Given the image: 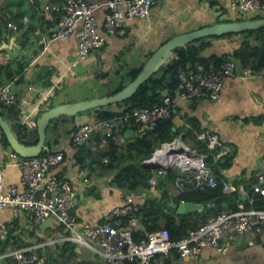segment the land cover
Instances as JSON below:
<instances>
[{
  "label": "crops",
  "instance_id": "1",
  "mask_svg": "<svg viewBox=\"0 0 264 264\" xmlns=\"http://www.w3.org/2000/svg\"><path fill=\"white\" fill-rule=\"evenodd\" d=\"M37 1L40 7L32 9L30 1L23 0L22 7H18L15 14L7 18V24H22L24 28L29 24L30 13L37 15L38 12L44 18L38 24L36 32L28 33V44L21 46L19 34L4 28L6 42L0 46V51H4L6 56L4 59L0 56V64L6 62L4 66H9L17 60L24 67V81L17 83L19 78L8 83L18 97V104L15 106L18 113L6 112L3 116L13 132L18 131L17 127L21 126L31 134L30 142L38 140L36 120L45 110L64 103L112 95L110 93L126 81L130 71L140 67L148 54L155 51L168 37L219 20H233L227 12L229 0L161 1L153 7L146 19L125 23L122 34L107 36L98 53L90 55L84 61H78L75 36L65 41H50L56 22L52 21L51 13L46 12L44 7L51 3L61 5L64 0ZM90 1L102 3L106 0ZM17 15L19 19L15 18ZM104 15V9L96 12L100 32H103ZM239 41V37L211 40V46L202 54L231 53ZM6 47H9L11 53L17 51L13 59H9ZM118 55H121L120 59H117ZM14 69L17 70V66ZM173 114V131L188 127L189 119L195 118L198 128L216 133L231 148V165L222 170L225 184L236 188L235 184L239 183L236 189L243 187L246 191L254 183L257 163L260 158H264V77L244 79L238 72L225 79L216 101H179ZM94 115V112H86L66 122L54 119L47 128L45 142V149L62 153L63 161L54 169V173L72 187L73 212L79 221L91 225L100 224L112 209L128 200L142 204L149 196L160 195L156 189L158 176L155 178V175L149 179L154 178L153 189L148 192L142 188L138 192L137 189V195L131 191L126 194V188L116 185L113 178L120 165L116 164L111 168L107 166L110 163L109 156L101 158L108 146L103 143L101 135H93L90 145L87 144L83 152L72 148L70 133L77 125L91 122ZM125 137L131 142L133 132L127 131ZM186 144L194 147L192 143ZM13 155L14 152L9 147H3L0 141V167L5 184L24 189L18 160H14ZM79 159L84 161L83 169L80 168ZM165 185L171 195H176L173 185ZM11 213L9 209L2 213V219L7 224L12 221ZM19 219L20 230L17 229L13 234L23 242L32 243L36 238L35 231L41 226L43 229H39V233L45 236V240L39 239L32 244L57 239L63 234L53 217L35 219L31 222L32 227L27 226L29 222L26 217ZM57 246L43 248L39 253L43 255V251L49 249L54 258ZM12 250L14 249L8 247L5 253H0V260L9 256ZM166 264H264V236L246 233L237 237L224 255L212 248H204L195 258L175 259Z\"/></svg>",
  "mask_w": 264,
  "mask_h": 264
},
{
  "label": "built area",
  "instance_id": "2",
  "mask_svg": "<svg viewBox=\"0 0 264 264\" xmlns=\"http://www.w3.org/2000/svg\"><path fill=\"white\" fill-rule=\"evenodd\" d=\"M161 1L170 0H106L102 3L90 0H65L62 8L46 5L44 7L46 11L62 10L50 41H65L75 36L77 60L84 61L102 49L107 36L122 34L127 22L146 19L153 7ZM100 9L105 10L102 25L104 33L100 32L96 19V12ZM228 11L237 15V19H244L241 18L243 14L252 11L264 15V0H229ZM254 17L250 15L245 18ZM8 26L12 31H17L16 25ZM238 72L244 79L264 77V67L240 68L235 60L224 61L217 68L213 65L209 70L198 65L195 71L179 73L175 100L165 96L162 104L152 108H138L113 120H93L80 125L72 134L71 146L77 149L93 135L99 134L103 137V143L108 144V139H112L115 146L121 150L127 142L125 135L132 123L146 127V132L152 131L160 121L173 116L179 101L192 99L216 101L225 79ZM17 104L18 98L11 84L0 85V105L12 107ZM197 139L205 143L210 152H216L215 159L231 152V148L210 130L201 131ZM166 144L168 143L156 147L151 158L143 161L142 166L146 163L160 166L151 169L156 171L154 175L157 176L178 170L180 175L172 184L176 194L217 186V177L206 164L207 154L190 148L186 143H181L180 148L177 147V153H165L163 147ZM158 153L163 156L162 159H158L162 163L155 162L157 156L159 158ZM12 158L18 160L17 165L21 170L25 188L6 185L0 169V237L6 238L9 232L8 226L2 222V213L7 209L12 212L14 218L26 217L29 225L35 219L53 217L63 231L61 237L57 239H48L40 244L10 251L8 255L16 264H46V258L43 255L40 257L38 253L43 248L57 246L56 242L60 245L69 241L79 250L85 248L89 252L88 256L97 259L101 264L128 262L164 264L175 259L195 258L204 248H212L224 255L229 245L246 233L264 236V210L240 205L239 210L224 211L210 217L204 224L176 240L170 237L167 228H161L135 241L134 232L141 228L143 220L141 204L128 200L112 209L105 217L104 224H82L73 212L72 187L67 181L59 180L54 173V169L63 161L62 153L47 151L46 154L30 159L18 158L15 155ZM255 181L254 193L264 196V158H260L257 163ZM154 182V178L148 180L150 185ZM224 191L226 193L239 191L243 196H248L243 187L236 189L225 183ZM123 219L126 220L125 224H122Z\"/></svg>",
  "mask_w": 264,
  "mask_h": 264
},
{
  "label": "trees",
  "instance_id": "3",
  "mask_svg": "<svg viewBox=\"0 0 264 264\" xmlns=\"http://www.w3.org/2000/svg\"><path fill=\"white\" fill-rule=\"evenodd\" d=\"M37 2V0L30 1L32 9L40 7V4H38ZM64 3L65 0L61 5H55L51 3L50 6L54 7L55 5L62 8L64 6ZM18 7H22V4L19 3L17 8ZM48 12L51 13L52 21L57 22V19L62 10L56 11L54 9H51L48 10ZM36 13L37 15H32L30 13L31 19L28 26L25 28L22 24L20 25L15 23L17 27V31L15 33L19 34L20 36L21 46H26L28 44V33L36 32L38 24L44 21V18L40 17L38 12ZM262 17H264V15L257 16V18ZM15 18L19 19V16L17 15L15 16ZM257 18L255 17L252 19ZM7 23V20H4L3 23L0 24V46L6 42L5 37L3 36L4 28L10 29ZM23 29L25 30L23 31ZM230 37H239L240 39L242 38L241 41H239V43L237 44L238 46H236V48L231 53H224L221 55H219L218 53H207L205 56L202 54L206 50V48L211 46V40H220L221 38L224 39ZM252 37L256 41L255 45H253L249 41V39ZM168 39H166L165 42ZM122 54L123 53H121V55ZM151 54L152 52L148 54L147 59ZM121 55H118L117 59H120ZM226 59L237 61L240 68L249 67L252 69H259L261 67H264V28L255 31L244 32L241 34H231L225 35L223 37H213L206 38L204 40L202 39L192 41L185 47L175 50L170 62L171 64L161 68L160 71L157 72L158 74H154V76L147 80V82L143 83L135 92L136 94H134L132 97L121 103L111 104L106 108H97L86 112H94L95 115L93 120H113L118 118L119 116L130 113L134 109L151 108L157 106V104L160 105L162 104V99L165 96H170L172 100H175L176 93L174 88L176 87V83L178 82L179 73H188L191 71H195L198 65H202L206 70L211 69L213 65L217 68L222 62L227 61ZM14 62L15 64H11L9 66L0 64V85L8 84L15 81L16 79L18 80L19 78L20 79L17 81V83H22V80L24 81V67H21V64H19L17 60ZM16 66L17 70H15L16 68L14 69V67ZM142 66L143 63L137 69L131 70L127 75L126 81L121 83V85L113 90L110 94L118 92L119 90H121V88L125 87L128 83L133 81L140 72ZM173 95L174 97H172ZM192 100L194 101L196 99ZM15 109V106L6 107L0 105V115L3 116L6 112L9 114H17L18 111ZM82 114H79L77 116H80ZM77 116H61L57 118V120L61 119L65 122L70 120L72 121ZM172 118L173 116L170 119L160 121L157 124L155 130L147 131L142 136V138L138 135V131L142 125L132 123V129L129 128L128 131L131 130L133 132V139L131 142L127 140V142L123 146L124 148L122 147L121 150H119V148L115 146L112 139H108L107 150L101 155V158H103L104 156H109L110 163L107 166L111 168H113L116 164L120 165V169L113 178L116 185L121 188H126L131 192H135L138 188H145L144 191L146 192L151 191L153 189V186L148 183V180L156 173V171L142 166V162L150 159L155 151V148L160 144L170 143L181 134L185 135L186 143L193 144L194 147H192V149L208 155L206 158V164L212 169L213 173L217 177L218 184L214 188H203L199 190H193L191 192L171 195L168 186H166L165 184L172 185L175 179L180 175V172L178 170H172L165 175L158 176L156 189L157 193H159L160 195L159 197H154L153 195V197L149 196L141 204L140 211L143 214V220L141 228L136 229L134 232L135 241H139L142 238L146 237L150 232L159 230L161 228H167L170 237L173 240H176L178 238L186 236L190 230H193L204 224L210 217L217 216L224 211L239 210L240 204H243L246 208L253 207L257 210H264V196L258 193H254L253 190L255 181L250 185V187H247V197L242 196L238 191L228 194H226V192L224 191L225 180L222 175V170L230 167L233 158L232 155L226 154L219 159H215L216 152H210L207 149L206 144L197 139V135L200 133V131H203V129L201 130L200 128H198V122L195 118L189 119V125H187L188 127H182L180 129H176L175 131L172 130L174 126L172 123ZM77 127H80V125H77L72 130V132L70 133L71 137L72 134L78 129ZM17 129L18 131L15 130L14 133L21 142L26 144L36 143L35 141H29V136L31 134H28L26 130L21 126H18ZM90 139L83 146H79L77 148V152H83L84 147L90 143ZM0 141L3 147L10 148L7 139L1 130ZM47 151L51 150L44 149L42 154H46ZM79 162L80 168L83 169L85 166L84 161L82 159H79ZM57 177L61 180L59 175H57ZM235 186L238 187L239 183H236ZM183 201L203 204L205 205V207L200 212L178 215L177 207ZM2 222L5 223L3 219ZM18 222H20L19 218L12 217L11 222H9L8 224L5 223L9 228V232L6 238L2 239L0 237V253H5L8 247L18 249L32 244L31 242L21 241L13 234V232H15L17 229L20 230ZM104 223V220L100 222V224ZM125 223L126 220L123 219L122 224ZM9 225H11L12 227L10 228ZM27 226L32 227V224ZM20 232L22 233V231ZM39 256L42 257V253H39ZM45 262L46 264H50L48 260H45ZM98 262L97 259H94L92 257L87 256L86 259L85 255L80 253V250H78L77 246L69 241L61 243L59 246H57V250L54 256V264H101ZM0 263L16 264V262H14V260L10 256L1 259ZM126 264L139 263L128 262Z\"/></svg>",
  "mask_w": 264,
  "mask_h": 264
},
{
  "label": "water",
  "instance_id": "4",
  "mask_svg": "<svg viewBox=\"0 0 264 264\" xmlns=\"http://www.w3.org/2000/svg\"><path fill=\"white\" fill-rule=\"evenodd\" d=\"M264 28V17L252 19L244 18L241 20H227V21H217L203 27L174 35L170 37L166 42L161 44L151 56L146 60V62L141 67L140 72L136 78L128 83L118 92L105 96V97H96L93 99H87L82 101H75L71 103H64L56 105L52 108L45 110L36 120V131L38 134V140L35 144L29 145L21 142L13 132L11 126L6 121L5 117L0 115V130L5 135L7 142L14 152L20 158H34L42 154L45 149L46 142V131L54 119H57L61 116H77L79 114L85 113L86 111L94 110L97 108H106L111 104L121 103L130 97H132L135 92L140 88V86L149 80L154 74L160 71L161 68L170 64L172 56L175 50L178 48L185 47L192 41H197L206 38L213 37H223L230 34H241L248 31H255ZM13 49V45H9ZM8 51L9 59H13L16 56V52H9V47H6ZM146 133V127H141L138 131L139 137H142ZM184 143L185 136L184 134L179 135L171 143L164 145L163 150L165 153H177V145ZM148 169L160 168L158 165L153 164H144ZM205 205L195 203V202H181L177 207L178 215H186L190 213L200 212L204 209ZM43 229V226L41 228ZM39 229L35 231L36 238L32 240V243H37L39 239L45 240V236L39 233ZM49 249L43 251V256L50 262L54 264V258L51 257ZM81 253L85 254V258L89 252L87 249L82 248Z\"/></svg>",
  "mask_w": 264,
  "mask_h": 264
},
{
  "label": "rangeland",
  "instance_id": "5",
  "mask_svg": "<svg viewBox=\"0 0 264 264\" xmlns=\"http://www.w3.org/2000/svg\"><path fill=\"white\" fill-rule=\"evenodd\" d=\"M23 2V0H0V24L3 23L4 20H7L8 17H12L15 12H16V9H17V6L19 5V3ZM228 12V15L232 18L233 17V20L237 19L236 16L237 15H234L232 14L231 12L227 11ZM253 14V15H252ZM257 14L259 16H263L262 14L263 13H259L258 11H252V12H247V13H244L241 18H245V17H248V16H257ZM246 15V16H245ZM172 37V36H171ZM169 38V37H168ZM242 39V38H241ZM240 39V40H241ZM249 41L255 45L256 44V41L255 39L252 37L249 39ZM0 56L2 59L6 58L5 56V52L4 51H0ZM2 65H6V62H2ZM191 147V146H189ZM157 175H155V178H156ZM143 189V188H142ZM141 190V188H138V192ZM145 190V188L143 189V191ZM126 191V194H128L127 190ZM142 191V192H143ZM141 192V193H142ZM135 195H137V192L134 193ZM56 245H58V242H56Z\"/></svg>",
  "mask_w": 264,
  "mask_h": 264
},
{
  "label": "bare ground",
  "instance_id": "6",
  "mask_svg": "<svg viewBox=\"0 0 264 264\" xmlns=\"http://www.w3.org/2000/svg\"><path fill=\"white\" fill-rule=\"evenodd\" d=\"M253 15V14H252ZM246 16V15H245ZM257 16H259L258 14H257ZM249 17V16H248ZM237 18V17H236ZM255 18V17H254ZM257 18V17H256ZM238 20V19H237ZM232 21V20H231ZM231 35V34H230ZM170 38V37H169ZM216 38V37H215ZM221 39H223V38H221ZM202 40V39H201ZM204 40V39H203ZM241 41V40H240ZM165 42V41H164ZM153 53V52H152ZM151 56V55H150ZM173 57V56H172ZM227 60V59H226ZM144 64V63H143ZM171 64V63H170ZM197 65V64H196ZM158 74V73H157ZM178 75V74H177ZM154 76V75H153ZM147 82V81H146ZM122 89V88H121ZM175 89V88H174ZM173 92V91H172ZM171 93V92H170ZM136 94V93H135ZM173 94V93H172ZM175 95V94H174ZM174 95L172 96V97H174ZM163 100V99H162ZM117 105V104H116ZM158 105V104H157ZM152 108V107H151ZM82 124V123H81ZM135 126V125H134ZM138 127V126H137ZM77 128H79V127H77ZM131 128V127H130ZM134 128V127H133ZM132 129V128H131ZM156 129V128H155ZM154 129V130H155ZM75 131V130H74ZM138 131V130H137ZM136 131V132H137ZM201 132V131H200ZM127 138V137H126ZM137 138V137H136ZM142 138V137H141ZM100 141V140H99ZM101 144V143H100ZM103 145V144H102ZM106 146H107V144H106ZM176 147H178V148H180V144H178ZM124 148V147H123ZM122 149V148H121ZM104 152V151H103ZM157 155H159V158H158V156H157V158H156V160H155V162H157V163H162V161H160V160H158V159H162L163 158V156H162V154L160 153H158ZM106 162V161H105ZM142 165V164H141ZM164 165H165V163H164ZM117 170V169H116ZM114 171V170H113ZM118 171V170H117ZM116 175V174H115ZM60 180V179H59ZM237 188V187H236ZM239 192V191H238ZM233 193V192H232ZM226 194H228V193H226ZM98 262V261H97ZM98 263H100V262H98Z\"/></svg>",
  "mask_w": 264,
  "mask_h": 264
},
{
  "label": "clouds",
  "instance_id": "7",
  "mask_svg": "<svg viewBox=\"0 0 264 264\" xmlns=\"http://www.w3.org/2000/svg\"><path fill=\"white\" fill-rule=\"evenodd\" d=\"M100 29V28H99ZM101 33H104V29H103V32H101ZM0 169H1V167H0ZM1 172H2V170H1ZM46 240H48V239H46ZM79 250V249H78ZM80 252H81V249H80ZM83 254V253H82ZM85 255V254H84ZM89 257V256H88Z\"/></svg>",
  "mask_w": 264,
  "mask_h": 264
}]
</instances>
